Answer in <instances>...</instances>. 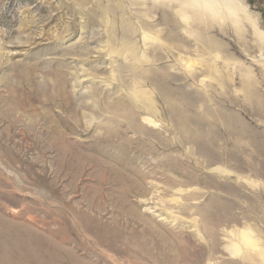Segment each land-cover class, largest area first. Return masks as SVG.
Wrapping results in <instances>:
<instances>
[{
    "label": "rangeland",
    "instance_id": "obj_1",
    "mask_svg": "<svg viewBox=\"0 0 264 264\" xmlns=\"http://www.w3.org/2000/svg\"><path fill=\"white\" fill-rule=\"evenodd\" d=\"M153 6L0 0V264H264V39L147 43Z\"/></svg>",
    "mask_w": 264,
    "mask_h": 264
},
{
    "label": "bare ground",
    "instance_id": "obj_2",
    "mask_svg": "<svg viewBox=\"0 0 264 264\" xmlns=\"http://www.w3.org/2000/svg\"><path fill=\"white\" fill-rule=\"evenodd\" d=\"M133 1L134 2L137 1L138 3L139 0H132V2ZM148 1L154 2L153 7L156 6L165 7L166 5H171L174 8V10L171 13V15L164 13V21L166 20V24L169 22H173L175 25H173L174 27H172V29L165 37L164 36L158 37L157 36L158 33L156 34L155 32L153 33L156 34V36L153 35L154 37L145 34L144 40L147 41V43L149 40L154 42L155 41L158 42L162 40L164 41L165 44H168L169 46H175L176 49L185 53L188 50L189 46H192L194 43L196 45H199V47L201 46L200 48L202 50L201 51L202 56L215 58L217 56L216 53L218 52L219 45H217L216 43H214V41H212V39L207 37L211 30L217 29V31H219L221 34L232 32L237 42V45L239 44L241 46H245L247 44L246 33L249 28L248 26L249 23V25L254 28L255 35L259 37L261 40L264 39V36L259 34L256 22L250 18L249 14L244 10V8L237 0H148ZM121 8H123V6H121ZM100 15L102 16V17L100 16L101 19L104 20V18H109L111 15L115 16L117 14L112 7H109L104 11H102ZM110 25L111 28H109L110 29L109 33L111 34L108 36V40L109 43L111 44V47L115 48L118 47L119 45L121 49L128 48L127 51H124V55L125 54L128 55L129 53L135 54L136 51L134 50L136 45L132 43L133 41H131L135 30L131 21L125 19V21L122 22L121 30L123 32V37L120 41L117 40L115 24L114 26H112V24ZM179 25H181L186 29L187 31L186 36H183L181 34L182 32H179L180 31ZM143 26H147V28H149L148 24L147 25L143 24ZM260 44L261 43H259V45ZM141 96L142 93L137 94V97L141 98ZM148 125H152L155 127L158 126V124H148ZM244 240L246 241V243L249 244L252 243L251 238L248 236H244Z\"/></svg>",
    "mask_w": 264,
    "mask_h": 264
}]
</instances>
